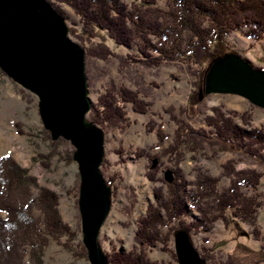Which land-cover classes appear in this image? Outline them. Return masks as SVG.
<instances>
[{
    "label": "rangeland",
    "instance_id": "1",
    "mask_svg": "<svg viewBox=\"0 0 264 264\" xmlns=\"http://www.w3.org/2000/svg\"><path fill=\"white\" fill-rule=\"evenodd\" d=\"M160 4L167 8L165 1ZM4 9L6 6L0 5V12ZM62 9L69 17L65 20L68 27L75 26L79 17L67 5L63 4ZM228 47L229 51L238 52L256 68L264 69V36L261 40H253L235 32L228 39ZM115 48L120 53L137 52L136 48ZM87 57L88 91L93 103L107 88L121 86L140 91L139 97L149 103L145 113L135 112L132 104L127 103L126 113L131 125L125 129L108 128L104 132L105 157L101 172L110 183L112 206L99 232L102 251L111 256L116 251L139 249L136 234L140 221L145 218L149 207L156 204L157 192L168 195L166 181L170 178V170L183 175L188 193L201 174L218 178L219 191L224 193L229 189L235 172L255 170L263 175L260 185L256 188L244 185L243 192L263 203L258 209L255 224L260 231V240H256L252 233L254 226L232 215L228 226L223 220H218L209 232L192 231L189 234L202 257L205 248H213V254L222 260L229 255L243 259L259 254L260 247L264 245V161L235 149L216 155L207 146L202 151H185L183 156L176 157L169 153L165 155V151L173 144L175 117L184 119L194 129H210L207 118L214 115V109L221 108L239 127L247 131L264 130V108L239 95H206L204 78L213 60L205 62L204 69L192 67L199 72L194 75L183 61L156 67L135 64L125 73L120 70L117 58L105 61ZM40 109L39 98L19 85L0 63V159L13 157L29 176L36 178L39 187L56 193L61 220L73 233L70 242L68 237L60 241L51 239L43 253L42 264H92L83 243L79 208L82 177L75 158L76 148L63 138L60 143V138H52L44 126ZM154 158L156 166L151 164ZM32 190L36 200L41 189L34 186ZM36 214L40 215V211L36 210ZM199 218L200 214L193 208L182 217L189 222ZM164 231L167 233L168 227ZM175 234H170L168 246L159 242L148 249L149 258L162 264H180L175 250ZM28 256L25 261L30 264ZM205 261V264H211Z\"/></svg>",
    "mask_w": 264,
    "mask_h": 264
},
{
    "label": "trees",
    "instance_id": "2",
    "mask_svg": "<svg viewBox=\"0 0 264 264\" xmlns=\"http://www.w3.org/2000/svg\"><path fill=\"white\" fill-rule=\"evenodd\" d=\"M162 1L167 8L161 6ZM50 3L65 20L69 17L62 9L63 4L79 17L75 26L70 27V33L84 47L87 58L105 61L117 58L120 70L125 73L135 64L156 67L182 61L190 69L194 66L204 69L205 62L231 52L228 39L233 33L240 32L253 40L264 36V0H53ZM115 46L136 48L137 52L120 53ZM191 73L199 72L191 69ZM139 94L140 91L125 86L107 88L92 105L90 123L103 133L108 128L129 127L127 103L132 104L135 112L148 111L149 103ZM175 123L173 144L165 155L183 156L185 151L199 152L207 146L216 155L235 149L264 161V130L247 131L239 127L221 108L214 109V115L207 118L210 129H194L177 117ZM62 140L60 138L58 143ZM151 164L157 165L156 158ZM169 172L168 195L157 192L156 204L149 207L140 221L136 234L139 249L116 251L111 256L105 253L110 264H162L149 258L148 249L159 242L168 246L170 234L178 229L205 233L211 231L218 220L228 226L230 215L254 226L252 233L260 240L255 224L263 203L244 194L243 186L256 188L261 183V173L235 172L224 193L219 191L218 178L201 174L188 193L183 175ZM34 186L41 189L36 200ZM58 205L56 193L39 187L36 178L29 176L13 157L0 159V264H27V255L30 264H42L43 253L51 239L60 241L68 237L70 242L73 233L61 220ZM190 208L200 214L197 221L182 219ZM165 227H168L167 233ZM213 251V248H205L203 254L211 264H264V245L259 254L243 259L232 255L225 260L217 259Z\"/></svg>",
    "mask_w": 264,
    "mask_h": 264
},
{
    "label": "water",
    "instance_id": "3",
    "mask_svg": "<svg viewBox=\"0 0 264 264\" xmlns=\"http://www.w3.org/2000/svg\"><path fill=\"white\" fill-rule=\"evenodd\" d=\"M0 63L16 82L39 98L41 117L52 138L76 148L80 165L79 208L83 243L92 264H110L99 244L109 215L110 186L101 166L104 133L90 123L86 51L47 0H0ZM204 92L234 94L264 108V69L234 52L214 59L205 74ZM188 231L175 234L180 264H205Z\"/></svg>",
    "mask_w": 264,
    "mask_h": 264
}]
</instances>
